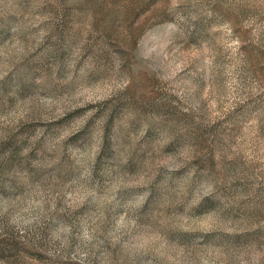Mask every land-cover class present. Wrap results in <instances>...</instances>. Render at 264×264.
<instances>
[{
	"label": "rangeland",
	"instance_id": "rangeland-1",
	"mask_svg": "<svg viewBox=\"0 0 264 264\" xmlns=\"http://www.w3.org/2000/svg\"><path fill=\"white\" fill-rule=\"evenodd\" d=\"M0 264H264V0H0Z\"/></svg>",
	"mask_w": 264,
	"mask_h": 264
}]
</instances>
